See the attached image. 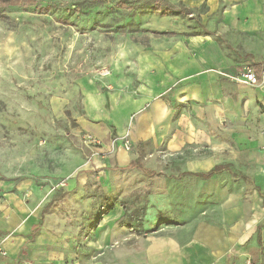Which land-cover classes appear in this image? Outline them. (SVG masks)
Listing matches in <instances>:
<instances>
[{"label": "crops", "instance_id": "0c3cea01", "mask_svg": "<svg viewBox=\"0 0 264 264\" xmlns=\"http://www.w3.org/2000/svg\"><path fill=\"white\" fill-rule=\"evenodd\" d=\"M211 1L222 6L217 25L205 27L211 33L192 34L160 55L141 53L134 78L123 82L129 87L115 83L111 91L89 90L84 97L80 124L100 144L91 157L72 151L66 190L76 194L113 170L146 180L159 176L143 185L145 195L137 200L141 230L100 231L106 216L126 210L114 197L96 230L78 234L79 214L48 205L56 183L1 181L0 264H260L264 0ZM246 66L258 77L254 86L223 75ZM103 186L107 192L113 187ZM88 199L80 200L85 217ZM100 239L110 241L100 245Z\"/></svg>", "mask_w": 264, "mask_h": 264}, {"label": "rangeland", "instance_id": "374dc122", "mask_svg": "<svg viewBox=\"0 0 264 264\" xmlns=\"http://www.w3.org/2000/svg\"><path fill=\"white\" fill-rule=\"evenodd\" d=\"M219 4L211 0H30L0 7V182L56 183L48 205L58 211L73 209L72 216L79 214L78 234L96 230L100 212L106 213L118 197L126 204L119 207L125 212L114 210L106 216L100 231L139 232L142 206L137 200L145 195L143 185L157 182L159 176L146 180L143 174L124 171L121 176L113 170L109 176L86 181L76 194L66 190L64 172L72 151L91 157L98 148L83 141L85 135L99 139L80 124L84 97L89 90L111 91L115 83L129 87L123 82L134 78L141 53L160 55L217 25ZM162 9L171 12L162 14ZM105 183L113 186L108 192ZM122 183L141 188L131 191L121 188ZM86 197L87 220L80 201ZM110 240L100 239L99 244ZM260 258L264 264V257ZM249 261L256 264L258 259Z\"/></svg>", "mask_w": 264, "mask_h": 264}, {"label": "built area", "instance_id": "2783aa9c", "mask_svg": "<svg viewBox=\"0 0 264 264\" xmlns=\"http://www.w3.org/2000/svg\"><path fill=\"white\" fill-rule=\"evenodd\" d=\"M223 75L228 76L229 78H232L233 80L244 84V85H251L254 86L258 83V77L257 75L249 68V67H242L239 69L237 72L234 74H228V73H223ZM123 145L125 149L129 148V142L128 140L123 137ZM87 146H98L100 144V140L96 138L95 136L91 135H85L84 140H83ZM114 146V141L112 142V147ZM96 150H92V155L96 154Z\"/></svg>", "mask_w": 264, "mask_h": 264}, {"label": "trees", "instance_id": "16d2710c", "mask_svg": "<svg viewBox=\"0 0 264 264\" xmlns=\"http://www.w3.org/2000/svg\"><path fill=\"white\" fill-rule=\"evenodd\" d=\"M94 1H101V0H94ZM30 0H0V7L8 6V5H19V4H29ZM161 9V8H160ZM162 14H168L171 10L162 9ZM204 33H211L208 30H204Z\"/></svg>", "mask_w": 264, "mask_h": 264}]
</instances>
